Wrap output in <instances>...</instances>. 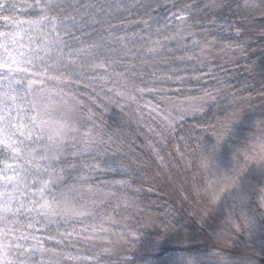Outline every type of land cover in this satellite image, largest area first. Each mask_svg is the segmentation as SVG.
<instances>
[{
    "label": "trees",
    "instance_id": "trees-1",
    "mask_svg": "<svg viewBox=\"0 0 264 264\" xmlns=\"http://www.w3.org/2000/svg\"><path fill=\"white\" fill-rule=\"evenodd\" d=\"M196 97L208 111L162 141L155 113ZM42 98L74 120L56 159ZM245 100L264 104V0H0V264H264L220 245L187 184L193 153ZM81 187L104 193L91 213L52 219ZM21 237L35 249L15 250Z\"/></svg>",
    "mask_w": 264,
    "mask_h": 264
},
{
    "label": "rangeland",
    "instance_id": "rangeland-1",
    "mask_svg": "<svg viewBox=\"0 0 264 264\" xmlns=\"http://www.w3.org/2000/svg\"><path fill=\"white\" fill-rule=\"evenodd\" d=\"M45 99H41V111L42 116L44 113L46 115L38 116L37 121L43 132H46L50 149L54 150L51 151L52 156L56 159L57 155L61 156L66 151L63 148L64 141L68 139L66 128L74 120H64L62 116L58 118L56 108L48 106L54 102L48 99L46 102ZM210 104V98L207 97L165 102L163 108L155 113L161 121L159 124H162L156 128L158 137L165 142L171 129L179 127L184 119L205 114ZM230 111L229 115L219 120L204 139V145L198 147L188 161L187 184L203 217L216 226V231L220 233L217 240L221 246L264 257V104L253 100L240 101L234 103ZM73 141L89 144L77 135L72 137ZM77 191L67 190L62 193L64 196L50 208L52 219L61 212L68 216L90 214L91 207L87 205L95 204L99 193L104 195L102 191L84 187ZM236 234L242 237L241 244L226 237H236ZM10 241L0 244V254ZM34 241L38 242V239L21 237L13 243V247L15 250L35 249ZM111 247L108 252L116 248L115 245ZM185 264L242 263L209 253ZM243 264L253 263L245 261Z\"/></svg>",
    "mask_w": 264,
    "mask_h": 264
},
{
    "label": "snow or ice",
    "instance_id": "snow-or-ice-1",
    "mask_svg": "<svg viewBox=\"0 0 264 264\" xmlns=\"http://www.w3.org/2000/svg\"><path fill=\"white\" fill-rule=\"evenodd\" d=\"M10 55V54H9ZM13 63H15V61H13ZM3 131H7V129H4ZM111 170V169H110ZM50 192L51 191V188L50 187H48V186H42V188H41V190H40V195H41V198L43 197V195L45 194V192ZM61 196L63 197L64 196V194H61ZM65 198V201H66V197H64ZM53 199L55 200L56 199V197H53ZM41 207L42 208H49L50 207V205H48V203L47 202H45V204H43V205H41ZM5 264H8V262H5Z\"/></svg>",
    "mask_w": 264,
    "mask_h": 264
}]
</instances>
